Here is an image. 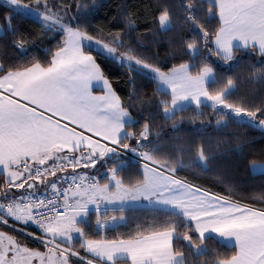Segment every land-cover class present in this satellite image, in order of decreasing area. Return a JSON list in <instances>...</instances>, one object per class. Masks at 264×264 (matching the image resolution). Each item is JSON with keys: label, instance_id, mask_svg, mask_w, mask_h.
<instances>
[{"label": "snow or ice", "instance_id": "6c2138e0", "mask_svg": "<svg viewBox=\"0 0 264 264\" xmlns=\"http://www.w3.org/2000/svg\"><path fill=\"white\" fill-rule=\"evenodd\" d=\"M6 2L13 15H36L42 27L63 39L57 41L55 51L46 50L50 57L46 62L0 63V177L4 181L0 185V224L9 225L10 219L34 224L40 230L36 239L47 248V252L31 249L0 230V264H118L120 260L125 264H185V252L177 249L174 241H182L188 253L199 258L209 254L208 240L232 250L229 256L217 254L214 264H264V208L233 202L176 178L175 167L155 158L159 148L152 146L148 123L139 133L127 130L138 122L124 107L97 58L154 81L156 92L170 97L157 103L166 120H175L178 113L195 105L197 109L210 107L220 117L218 127L226 129L234 121L264 130V106L253 110L230 103L234 81L229 78L217 87L220 82L207 63L195 74L192 69L196 65L190 63L163 71L140 59L132 48L118 51L124 47L119 35L105 43L74 27L78 18L66 21L67 11H54L47 0H35L34 7L21 0ZM205 4L210 18L218 16L220 27L214 38L197 21ZM181 7L185 23L193 31L199 27L209 53L225 61L235 59L234 50L253 49L264 56V0H200L199 9L195 3ZM11 20V15L4 17L6 28L0 26V36L6 31L16 34ZM158 24L161 30H171L172 16L167 8L159 14ZM13 46L22 53L27 51L23 40L13 41ZM186 48L190 58L199 56L195 37ZM260 78L264 80V74ZM96 90L102 94H95ZM118 148L145 161L143 180L136 185L126 187L119 178L118 172L126 167L123 161L107 173H98L108 181L103 184L96 176L76 172L79 167L95 168L101 161H119ZM213 158L200 146L193 163L208 170ZM251 169L264 174V165L253 164ZM38 186L52 195L36 196ZM13 189H25L29 194H17ZM141 197L175 217L185 231L181 234L172 223L138 231L129 239L84 238L81 225L89 223L90 213L96 214L98 228H114L124 217L102 221L100 217L107 214L109 206L119 201L115 210L123 211L125 201ZM74 239L92 258L73 250Z\"/></svg>", "mask_w": 264, "mask_h": 264}, {"label": "trees", "instance_id": "16d2710c", "mask_svg": "<svg viewBox=\"0 0 264 264\" xmlns=\"http://www.w3.org/2000/svg\"><path fill=\"white\" fill-rule=\"evenodd\" d=\"M21 2L35 4V0H21ZM54 11H67L66 21L72 17L74 27L87 31L93 37L110 42L113 36L119 35L124 40V51L132 48L134 53L145 62L170 70L181 63L193 62L196 65L193 73L203 67L205 63L212 66L219 84L222 87L231 78L234 81V93L229 97V102L238 106L255 109L264 106V56L259 51L248 49L234 51V60L225 61L214 52L209 53L201 40L199 27L193 31L185 23V11L181 7L184 3H195L199 9L200 0H92L95 9L90 16L78 15L76 11L85 0H47ZM11 7L0 0V24L6 28L4 17L12 16V26L16 29L13 35L6 31L0 36V63L5 66L24 65L39 60L46 62L50 59L46 50L55 51L57 41L63 37L54 31H48L41 26V21L31 16L13 15ZM167 8L172 16L171 30H161L158 24L159 14ZM207 5L197 17L199 25L214 38L215 32L220 27L218 16L210 18L206 12ZM130 21L133 22L130 25ZM195 37L200 54L195 59L190 58L186 48L188 42ZM25 42L26 53L13 46V41ZM209 47L214 49V44ZM95 55V53H92ZM207 57V59H205ZM104 74L110 80L113 89L121 97L124 107L128 108L132 117L138 122L128 131L139 133L144 123L150 126L153 147L159 148L154 153L155 158L161 162H168L176 168L175 175L216 194L234 199L236 201L257 208H264V174L253 173L251 165L264 162V130L248 126H240L230 122L224 129L218 127L216 121L219 116L210 108L201 106L197 109L191 105L186 111L177 114L175 120H166L157 108L158 101L170 99L156 92V83L146 76L129 73L128 69L121 68L119 64L100 60ZM131 77V78H130ZM133 93L135 96L133 97ZM203 115H200V113ZM134 145V141H124ZM200 146L206 153L214 157L208 170L197 167L193 161ZM147 151L148 149H142ZM123 161L124 170L118 172L125 185L133 186L143 180L142 163L133 162L120 156L116 162L103 161L97 163L95 168H77L78 174L88 173L98 175L104 173L109 167ZM71 172V169H68ZM58 175H65L58 173ZM0 177V185H3ZM103 182H107L104 179ZM13 192L25 193V189H13ZM50 191V190H49ZM43 186H38L34 192L45 193ZM124 217V221L114 228H98L97 216L90 213L89 223L82 224L85 239H129L138 231L153 227H164L172 223L177 224L181 234L185 229L177 219L165 214L155 207H128L123 211L109 209L101 220L110 217ZM32 232L40 234L36 227H29ZM32 247L41 245L35 241H27ZM175 247L185 252V264H214L222 256H229L232 250L222 247L216 240L206 241L208 255L199 258L189 254L183 247L182 241H174ZM73 250L82 256L90 257L85 249L80 247L78 239L74 241ZM125 264L123 260L118 264Z\"/></svg>", "mask_w": 264, "mask_h": 264}, {"label": "rangeland", "instance_id": "374dc122", "mask_svg": "<svg viewBox=\"0 0 264 264\" xmlns=\"http://www.w3.org/2000/svg\"><path fill=\"white\" fill-rule=\"evenodd\" d=\"M6 2V1H5ZM7 3V2H6ZM22 4H27L29 5L30 7H34L35 4H30V3H25V2H21ZM51 7V6H50ZM95 4L94 2H92V0H85V2H82L77 11H76V14L78 15H88L90 16L92 14V11L95 9ZM41 11H43V9L41 8ZM60 12V11H58ZM60 13L63 14V11H61ZM31 17L33 18H36L37 20H40L38 16L36 15H32ZM66 19V17H65ZM41 21V20H40ZM90 35V34H89ZM95 38V37H94ZM97 39V38H95ZM105 42V41H104ZM105 43H108V42H105ZM198 45V44H197ZM118 51H121L123 52L124 50L123 49H118ZM190 64H193V62H188ZM178 66V65H176ZM210 66V65H209ZM212 67V66H210ZM213 68V67H212ZM162 70V69H161ZM214 70V69H213ZM163 71H168V70H163ZM215 72V71H214ZM195 74V73H193ZM195 106V105H194ZM105 182H102L101 184H103ZM115 189H113L114 191ZM103 207V205H102ZM112 219L110 220H107L109 222H111ZM117 221H119V218H117ZM123 221H120L119 223H121ZM35 226L34 224L32 223H29L27 225H24V224H21V223H16L14 221H12L11 219L9 220V225H2L0 224V230H3L5 231L7 234H10V235H14L16 237L17 240H19L22 244L26 245L27 247L31 248V249H34V250H37V251H40V252H47V248H45L43 246V244L41 243V241L39 239H36V236H39L40 234H36L35 232H32L29 227H33ZM31 232L33 235H28V233ZM74 237H78V234L74 233L73 234ZM76 239H74L75 241ZM27 241H32V242H36V243H39L41 245L40 246H37V247H32V246H29L27 244ZM74 241H73V244H74ZM90 255V254H89ZM82 256V255H81ZM87 258H92L91 256L90 257H87ZM72 260H77L76 257H72L71 258Z\"/></svg>", "mask_w": 264, "mask_h": 264}, {"label": "crops", "instance_id": "0c3cea01", "mask_svg": "<svg viewBox=\"0 0 264 264\" xmlns=\"http://www.w3.org/2000/svg\"><path fill=\"white\" fill-rule=\"evenodd\" d=\"M2 1H6V0H2ZM0 26H1V24H0ZM235 51V50H234ZM258 51V50H257ZM95 94H97V95H100V94H102L100 91H98V90H96L95 91ZM254 164H256V165H264V162H260V163H254ZM253 165V164H252ZM150 166H153V165H150ZM144 171V169H143V165H142V172ZM251 171H252V169H251ZM253 172V171H252ZM253 173H255V174H257V173H260V172H253ZM176 176V175H175ZM176 178H178V179H181V180H184V179H182V178H180V177H178V176H176ZM185 182H187L189 185H192L193 187H199V186H197V185H195V184H192V183H190V182H188V181H186V180H184ZM108 182V181H107ZM107 182H105V183H107ZM126 187H132V186H128V185H125ZM200 189H201V191H204V190H206V191H208L210 194H215V195H219V194H216V193H214V192H211V191H209V190H207V189H204V188H202V187H199ZM219 196H222V195H219ZM222 197H225V196H222ZM230 200H232L233 202H237V203H240V204H243V205H247V204H245V203H242V202H239V201H236V200H234V199H231V198H229ZM120 205V202L119 201H117L116 202V204L115 205H110L109 206V209H116L118 206ZM248 206H250V207H253V208H256V209H260V208H257V207H254V206H251V205H248ZM91 207V206H90ZM128 207H155V208H158V206H154V204H152V203H150L148 200H146V199H144L143 197H141V198H139L138 200H135V201H132V200H127V201H125L124 202V208H128ZM111 218L110 217H108V218H105V219H103L102 221H107V220H110ZM97 240V239H96ZM124 264V263H123Z\"/></svg>", "mask_w": 264, "mask_h": 264}, {"label": "built area", "instance_id": "2783aa9c", "mask_svg": "<svg viewBox=\"0 0 264 264\" xmlns=\"http://www.w3.org/2000/svg\"><path fill=\"white\" fill-rule=\"evenodd\" d=\"M109 146L110 147H117L115 145H109ZM118 152L120 154L124 155L125 157L131 159L132 161H138L140 163H145V161L143 159L139 158L137 155H135L133 153H127V152H125V150L119 149V148H118ZM79 168H82V167H79ZM83 174H86L88 176H96L97 179H99L100 181L102 180V177L100 175H93V174H88V173H83ZM23 194L27 196L29 193H23ZM35 195L39 196L40 198H48V197H50L52 195V193L50 191L49 192H45V193L35 192Z\"/></svg>", "mask_w": 264, "mask_h": 264}]
</instances>
